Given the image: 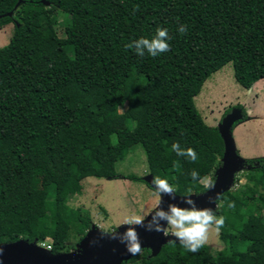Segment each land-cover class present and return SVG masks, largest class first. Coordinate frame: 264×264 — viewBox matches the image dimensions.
<instances>
[{"label":"trees","instance_id":"16d2710c","mask_svg":"<svg viewBox=\"0 0 264 264\" xmlns=\"http://www.w3.org/2000/svg\"><path fill=\"white\" fill-rule=\"evenodd\" d=\"M64 14L71 24L61 27ZM10 24L0 49V244L26 240L70 253L72 238L93 226L69 204L76 185L121 178L118 164L138 147L153 178L179 196L204 194L225 144L195 98L229 63L244 89L264 79V0H0V28ZM158 27L168 30L170 51L140 57L125 47ZM234 109L247 119L236 106L223 120ZM177 142L197 161L177 156ZM244 166V189L226 192L214 211L225 217L224 249L191 253L171 242L157 257L145 249L123 264H264V158Z\"/></svg>","mask_w":264,"mask_h":264},{"label":"rangeland","instance_id":"374dc122","mask_svg":"<svg viewBox=\"0 0 264 264\" xmlns=\"http://www.w3.org/2000/svg\"><path fill=\"white\" fill-rule=\"evenodd\" d=\"M48 6V4H46ZM61 27L71 24L67 15H59ZM14 25L0 28V49L7 46L12 38ZM244 89L234 77L233 64L229 63L213 74L204 84L201 93L195 98V105L205 123L211 127H219L225 113L236 106L245 109L247 119L240 122L233 130V137L239 155L244 160L264 158V79L261 91L250 93ZM118 179L89 177L76 185V193L69 204L89 214L93 225L102 233H113L122 226L123 219L129 214H140L147 218L157 205L155 191L146 183L126 179L130 175L139 178L149 176L146 155L141 147L130 153L127 159L118 164ZM248 173L244 170L236 175L232 189H244ZM206 177L205 181H211ZM237 180V181H236ZM209 187V186H208ZM222 202L217 206L221 207ZM169 229L167 235L171 234ZM227 237L221 230L209 234L208 245L212 251L224 249ZM79 237L72 238L70 246H75L71 253L78 251Z\"/></svg>","mask_w":264,"mask_h":264},{"label":"water","instance_id":"95a60500","mask_svg":"<svg viewBox=\"0 0 264 264\" xmlns=\"http://www.w3.org/2000/svg\"><path fill=\"white\" fill-rule=\"evenodd\" d=\"M43 2L48 4L45 1ZM242 120V112L234 109L218 127L224 140L225 152L221 161L222 165L215 174L214 187H209L204 194L200 195L179 196L175 193L174 199L164 195L160 205L161 209L167 211L169 204L187 208L189 205L184 202L186 198L192 199L198 209L210 208L214 212L218 208L219 199L232 189L236 175L245 169V160L239 155L233 137L235 124ZM144 180L155 190L151 175ZM154 211L145 219V226L134 227L139 235L142 249H150L152 256L157 257L165 245L171 242H180L173 235H164L163 232L146 230V225L151 220ZM160 223L167 227L166 221H161ZM128 227L124 226L115 231L117 238H113L112 233H102L93 225L92 229L80 241L76 253L70 252L55 255L38 244L29 243L26 240L0 244V249L3 250L2 254H0V264H123L134 257L127 251L126 245L121 243L118 238Z\"/></svg>","mask_w":264,"mask_h":264},{"label":"clouds","instance_id":"9594fccd","mask_svg":"<svg viewBox=\"0 0 264 264\" xmlns=\"http://www.w3.org/2000/svg\"><path fill=\"white\" fill-rule=\"evenodd\" d=\"M178 31L181 35L186 34L187 26L180 25ZM170 39L168 30L158 27L153 37H141L126 44L125 47L134 49L136 55L140 57H144L146 52L151 57H156L170 51L168 43ZM172 151L177 156L186 157L191 162H196L198 159V155L194 149H184L178 142L172 145ZM190 175L193 181L200 179L199 173L196 170H192ZM205 183L209 187H214V182L212 181L206 180ZM152 184L155 186L154 191L157 197V205L151 220L146 225L147 231L163 232L164 235H167L168 230L171 229V234L179 240L180 245L191 253H197L208 243L210 232L214 231L216 234H219L225 224L224 216H216L210 208L198 209L195 202L190 198H186L184 201L189 207L181 208L176 204H169L168 210L164 211L160 208L162 197L168 195L174 199L175 188L169 184L167 179H162L159 176L153 178ZM228 207L232 208L234 204L229 203ZM145 219L143 215L133 213L127 215L122 221V226L127 225L129 227L118 238L121 243L126 245L127 251L133 256L139 255L143 250L139 235L134 226H145ZM161 221H166L167 227H164L160 223ZM112 235L113 238H117L115 232ZM2 251L0 249V254H2Z\"/></svg>","mask_w":264,"mask_h":264},{"label":"crops","instance_id":"0c3cea01","mask_svg":"<svg viewBox=\"0 0 264 264\" xmlns=\"http://www.w3.org/2000/svg\"><path fill=\"white\" fill-rule=\"evenodd\" d=\"M263 86V80H260L259 82H257L256 84H254L253 86H252V88H250L251 89V94L252 93H258V91H261V87Z\"/></svg>","mask_w":264,"mask_h":264},{"label":"built area","instance_id":"2783aa9c","mask_svg":"<svg viewBox=\"0 0 264 264\" xmlns=\"http://www.w3.org/2000/svg\"><path fill=\"white\" fill-rule=\"evenodd\" d=\"M39 246L45 248L48 251L52 250V246L50 244L43 243V244H40Z\"/></svg>","mask_w":264,"mask_h":264}]
</instances>
